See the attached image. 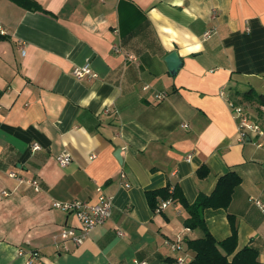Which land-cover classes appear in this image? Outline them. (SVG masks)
<instances>
[{
    "label": "crops",
    "instance_id": "1",
    "mask_svg": "<svg viewBox=\"0 0 264 264\" xmlns=\"http://www.w3.org/2000/svg\"><path fill=\"white\" fill-rule=\"evenodd\" d=\"M33 1L41 11L0 0V264H26L19 250L39 264H188L186 241L201 231L184 226L178 203L153 211L145 193L177 185L192 204L229 171L241 183L227 210L203 211L206 227L221 241L232 215L236 249L262 261L264 108L240 94L264 95V0ZM85 63L96 77L74 78ZM229 100L261 133L240 138ZM97 187L112 199L109 218L63 251L58 233L79 223L52 202H95Z\"/></svg>",
    "mask_w": 264,
    "mask_h": 264
},
{
    "label": "trees",
    "instance_id": "2",
    "mask_svg": "<svg viewBox=\"0 0 264 264\" xmlns=\"http://www.w3.org/2000/svg\"><path fill=\"white\" fill-rule=\"evenodd\" d=\"M18 6L30 10L41 11V7L33 0H10ZM240 102L255 103L264 108V95L253 92L251 89L240 94ZM259 117L264 119V112ZM207 167L201 166L197 170L198 176L207 174ZM241 183V178L234 172L229 171L218 178L213 191L209 195L199 194L192 204H188L177 185L172 189L169 186L145 193L149 207L155 211L160 201L170 200V203H178L185 210L187 216L184 226L190 230H199L202 235L198 238L186 241L187 249L192 253L188 264H262L258 260L257 251L249 246L237 250V230L235 218L227 214L230 225V235L217 241L208 231L203 211L207 208L227 210L232 194Z\"/></svg>",
    "mask_w": 264,
    "mask_h": 264
},
{
    "label": "built area",
    "instance_id": "3",
    "mask_svg": "<svg viewBox=\"0 0 264 264\" xmlns=\"http://www.w3.org/2000/svg\"><path fill=\"white\" fill-rule=\"evenodd\" d=\"M3 31L0 28V34ZM210 36V32H206L203 35V38L206 39ZM118 52V49H115ZM128 58L133 59L130 55ZM71 74L74 78L80 79L84 76L96 77V74L92 72L90 65L85 63L80 66H74L72 68ZM148 87L145 86L143 89H147ZM165 93H160L156 96L157 100H162L165 98ZM229 107L231 109V113L233 117L238 121V131L239 136L242 140L247 136L248 132H255L261 133L260 127L250 120L248 115L242 109L241 106L234 104L232 101H228ZM39 149L37 144L32 145V150ZM189 156L186 160H189ZM56 163L60 167L67 166L70 161L71 157L67 153H63L57 155L55 157ZM10 177H15L13 173L9 174ZM29 184L34 188L35 191H39L40 187L36 180L29 181ZM97 199L95 202H82V201H71V202H59L53 201L52 206L56 209H60L64 212L73 213L79 223V228H63L57 235V243L56 245L61 247L63 251H67V247L65 245L66 241L72 242L74 245H80L85 239H87L90 233L98 226L103 225L110 216L111 213V204L112 199L109 196H106L102 193L101 189L97 187ZM3 195H6V192H2ZM170 204V200H166L160 204L156 211H161L167 205ZM255 204L260 207L264 208V205H261L259 201H255ZM121 235L120 232H118ZM169 245L174 250L180 249V240L169 242ZM18 256H25L27 257L26 264H39L40 257L37 251H18ZM186 256H179L176 258V264H185ZM262 264H264V255H262ZM133 264H146V262H136L134 261Z\"/></svg>",
    "mask_w": 264,
    "mask_h": 264
},
{
    "label": "water",
    "instance_id": "4",
    "mask_svg": "<svg viewBox=\"0 0 264 264\" xmlns=\"http://www.w3.org/2000/svg\"><path fill=\"white\" fill-rule=\"evenodd\" d=\"M164 63L166 65L169 75L171 76H175L182 66L181 58L177 55L175 51H172L166 55V57L164 58ZM115 157L120 161L118 151H116Z\"/></svg>",
    "mask_w": 264,
    "mask_h": 264
}]
</instances>
